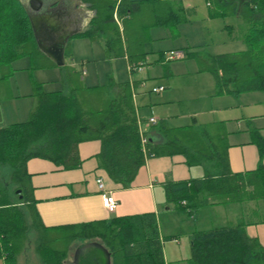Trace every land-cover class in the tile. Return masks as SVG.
I'll use <instances>...</instances> for the list:
<instances>
[{
	"label": "trees",
	"instance_id": "1",
	"mask_svg": "<svg viewBox=\"0 0 264 264\" xmlns=\"http://www.w3.org/2000/svg\"><path fill=\"white\" fill-rule=\"evenodd\" d=\"M87 1L95 15L88 28L74 36L95 39L98 30L112 32L117 38L110 42V46L113 45L110 49L113 48L117 55L126 53L129 64L137 65L139 60L133 58L142 54L133 51L131 44L123 48L119 22L126 30L130 25L134 27L145 10H138L137 2L126 0ZM243 5L250 24L244 37V50L214 55L190 53L198 60L201 70L212 74L217 93L264 90V0H245ZM158 7V12L164 14L166 7L161 3ZM126 34L122 32L129 42L131 34L125 37ZM38 53L21 1L0 0V97L4 96L2 88L6 89L7 96L11 95L7 83L13 74V60L29 56L34 68L47 66L37 57ZM67 70L69 75L74 71L64 77L72 87L69 91H45L36 82L33 93L36 103L28 119L0 126V259L3 264H18L17 256L26 246L29 229L36 236L35 252L42 264H73L69 258L73 243L78 241L77 246L94 240L111 252V264H165L155 212L59 228L41 224L26 162L40 157L64 168H75L81 162L78 144L90 139L100 141L97 154L100 166L123 188L131 186L145 158L181 153L189 165L191 162L203 165L202 177L164 183L167 202L189 214L199 206L223 203L226 199L264 201V165L259 163L254 169L231 171L226 143L216 140L215 133L207 127L175 130L168 134L163 146L152 147L149 135L139 133L128 83L119 85L117 98L103 99L100 97L102 87L87 90L82 87L75 69L69 67ZM142 135L147 138L144 146ZM252 141L263 157L264 135L257 127L252 131ZM253 222L264 223V217ZM247 224L246 220H240L235 224L193 231L188 263L264 264V244L246 233Z\"/></svg>",
	"mask_w": 264,
	"mask_h": 264
},
{
	"label": "crops",
	"instance_id": "2",
	"mask_svg": "<svg viewBox=\"0 0 264 264\" xmlns=\"http://www.w3.org/2000/svg\"><path fill=\"white\" fill-rule=\"evenodd\" d=\"M20 1L25 8L32 10L30 0ZM41 1L44 3L50 1L53 2L52 4L59 2V0ZM60 1L61 5L67 8L74 6L71 10L75 9L77 12L76 17L79 20L77 26L81 25V31L88 28L95 10L87 0ZM126 1L137 2L138 10H145V14L139 18L140 21L137 20L134 27L130 25L126 30L125 25L123 24L122 28V22H119L123 48L131 44L133 51L142 54L133 58L139 60V63L142 62V69H130L127 54L117 55L113 48L110 49L113 46H110V42L117 38L112 32L98 30L95 39L71 37L65 45L62 66L52 65L54 62L38 48L37 57L47 66L35 68L42 74L39 80H24L26 87L30 88L31 92H28V95L31 96V101L28 105L21 106L22 111L15 107V111L10 110L7 113L5 109L8 105L0 103V126L28 119L36 103L33 94L36 82L42 85L43 90L51 83H58V88L55 90L45 91H69L72 87L69 86L68 78L66 80L64 77L73 74V70L70 75L67 74V68L71 67L75 69L83 88L92 90L102 87L103 93L100 97L103 99L117 98L120 93L119 85L128 83L138 119L139 133L145 132V135H149L152 147L163 146L168 134L175 130L207 127L215 133L216 140L220 139L221 143H226L231 171L254 169L259 163L264 165V156L260 157L258 148L252 141V131L255 127L264 135V90L217 93L212 74L201 70L198 60L190 56V53L214 55L246 48L244 37L250 24L243 10L245 0ZM160 3L166 7L164 14L158 12ZM203 4L206 5V9L202 16L201 13L197 14V17L200 16L198 19L201 25L195 30L193 28L182 31L186 24L193 21L189 18L190 14L195 12L196 7H203ZM126 13L129 15V10ZM69 19L73 21L75 16L72 15ZM126 20L128 21L129 18L127 17ZM215 20L220 21L216 23ZM72 25L76 26L75 23ZM122 32L125 34L127 32L125 37L131 34L132 40L128 42ZM186 32L191 33L192 41L201 39L205 42H187L181 46L170 43L180 39ZM217 32L221 33L217 34ZM225 33L227 36L224 35ZM223 36L225 38H222ZM73 39L76 41L73 42ZM85 39L100 44L99 56L80 50L81 43L84 46L86 44L81 40ZM204 45H211V48L226 46L230 50L209 52L206 48L203 52ZM173 50L181 51L183 57L166 58L167 53ZM24 57L31 60L29 56ZM76 57L81 67L77 66ZM99 62L106 63L107 67L103 68V64L100 65ZM117 64L120 66L119 70ZM111 83L115 85L112 86ZM158 86H163V90L153 91V88ZM8 97L9 100H13L18 96L11 93ZM2 98H5V95L0 97ZM152 115L156 118L155 123L149 122ZM152 126H155L156 130H153ZM100 147L98 139L80 142L78 155L81 162L75 168H64L40 157L28 159L26 170L30 175L38 218L44 227L59 228L109 220L116 216L155 212L165 264H189L190 236L193 231L235 224L240 220L248 222L245 227L246 233L264 244V229H261L264 223L253 222L256 218L264 217L263 200L226 199L223 203L199 206L189 214L167 202L164 183L169 180L202 177L203 165L192 162L189 165L186 157L181 153L159 154L145 158V163L138 170L131 186L123 188L100 166L97 158ZM210 161L209 159L207 162ZM97 178H102L105 188L111 191L116 200L115 211L110 212L106 209L97 187ZM207 215L208 217H205ZM166 237L171 238L166 240Z\"/></svg>",
	"mask_w": 264,
	"mask_h": 264
},
{
	"label": "water",
	"instance_id": "3",
	"mask_svg": "<svg viewBox=\"0 0 264 264\" xmlns=\"http://www.w3.org/2000/svg\"><path fill=\"white\" fill-rule=\"evenodd\" d=\"M60 2L30 0L32 10L25 8L37 47L58 66L64 64L65 45L81 31V25L77 26V12L71 10L74 6L67 8ZM72 15L73 21L69 19ZM71 261L73 264H111V252L99 241H85L75 247Z\"/></svg>",
	"mask_w": 264,
	"mask_h": 264
},
{
	"label": "rangeland",
	"instance_id": "4",
	"mask_svg": "<svg viewBox=\"0 0 264 264\" xmlns=\"http://www.w3.org/2000/svg\"><path fill=\"white\" fill-rule=\"evenodd\" d=\"M204 6H199L196 7L195 12L190 14V17L193 21L190 24H186L183 29H181L182 31H186L187 29L190 30H194L197 29V26L201 25V21H199V17L202 16V13L204 12V10L206 9V5L203 4ZM201 13V14H200ZM200 14L199 17H197ZM218 21L220 20H215L216 23H219ZM203 23V22H202ZM213 23V22H211ZM196 27V28H195ZM221 32H217V34H220ZM191 33L188 34L187 32L184 34V36H182L180 39L174 40V41H170L171 44H174L175 46H181L186 44L187 42L192 43V42H198L201 41L202 43H204L205 41H202L201 39H197L194 41H192L191 38ZM224 35L227 36V33H225ZM222 38H225L224 36ZM220 39V38H219ZM204 40V39H203ZM206 40L209 41V39L206 38ZM223 40V39H221ZM73 42H75L76 40H72ZM84 41V44L81 43L80 45V50H85V52H90L93 55H100L101 54V46L98 42H94L92 43L90 40H81ZM87 45V46H86ZM205 50L207 48V51L209 52H222L225 50H230L229 47L226 46H222V47H214L211 48V45H204L203 46ZM171 51H169L168 53H170ZM173 52H176L175 50H173ZM204 52V51H203ZM98 55V56H99ZM78 57H76V64L77 66L81 67V63L79 61V59H77ZM100 65L103 64V68L107 67L106 63L103 62H99ZM87 64V63H86ZM34 61L30 60L28 57H19L15 60L12 61L11 63V68H13L12 71V75L8 78V83H7V91L11 92L13 95H16L18 97H15L13 100H9L7 96V92L5 88H2V95H5V98L0 99V103H3L7 106L6 113L7 111L13 110L15 111V107L20 108L19 110L22 111V107L21 106H26L28 105V103H30L31 101V96L28 95L31 91L29 87H26V83L24 82V80L28 79H36L39 80L42 77L41 72L37 71L34 67ZM117 68L119 70L120 66L119 64H117ZM30 84V82H29ZM56 88H58V83H51L50 86H46L45 90H55ZM29 92V93H28ZM9 94V93H8ZM20 118V117H19ZM22 118V117H21ZM24 118V117H23ZM207 211H211V210H207ZM199 217H201V215H198ZM205 217H208L205 216ZM204 218V216L201 218ZM200 221V222H201ZM177 224V222H175ZM183 225V224H182ZM262 227V226H261ZM264 229V226L261 228ZM27 238H26V246L24 248V250L17 256V263L18 264H42L40 261V258L38 256V254L35 252V234L33 231H31V229L28 230L27 232ZM76 243H78V241L73 243V246L71 248V253H70V262H72V252L76 247ZM0 264H3V260L0 259Z\"/></svg>",
	"mask_w": 264,
	"mask_h": 264
},
{
	"label": "built area",
	"instance_id": "5",
	"mask_svg": "<svg viewBox=\"0 0 264 264\" xmlns=\"http://www.w3.org/2000/svg\"><path fill=\"white\" fill-rule=\"evenodd\" d=\"M183 53L181 51H176V52H173L171 51L170 53H167V57L168 59H172V58H181L183 57ZM142 63H139L137 65H130V69H134V70H140L142 69ZM163 86H158V87H155L153 88V91L155 92H159V91H162L163 90ZM149 122L150 123H155L156 122V118L154 115H152L150 118H149ZM147 142V138L145 135H142V144L143 146L146 144ZM96 183H97V187L103 197V201H104V205L106 207V209L110 212H113L115 211L116 209V205H117V202L116 200L114 199L112 193L110 190L106 189L105 188V185L102 181V178H97L96 179Z\"/></svg>",
	"mask_w": 264,
	"mask_h": 264
}]
</instances>
